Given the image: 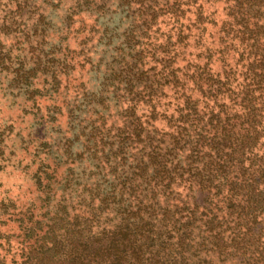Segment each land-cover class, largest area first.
Instances as JSON below:
<instances>
[{
    "label": "trees",
    "instance_id": "16d2710c",
    "mask_svg": "<svg viewBox=\"0 0 264 264\" xmlns=\"http://www.w3.org/2000/svg\"><path fill=\"white\" fill-rule=\"evenodd\" d=\"M53 8L92 18L107 51L45 54L42 75L81 81L71 206L0 264H264V0H0V72L24 59L4 44L14 26L37 17L45 45Z\"/></svg>",
    "mask_w": 264,
    "mask_h": 264
},
{
    "label": "rangeland",
    "instance_id": "374dc122",
    "mask_svg": "<svg viewBox=\"0 0 264 264\" xmlns=\"http://www.w3.org/2000/svg\"><path fill=\"white\" fill-rule=\"evenodd\" d=\"M66 9L53 8L48 12L51 31L44 35L45 45L41 46L35 36L28 38L41 28L37 26V17L29 24L21 18L14 26L18 32L7 37L4 43L7 50L12 51V57L16 54L24 57L8 72H0V259L6 263L11 254L7 255L5 250L19 247L23 239L26 241L23 231L28 224L34 226L40 221L44 226L48 221L55 222L60 206H71V189L64 186L65 179L70 178V167L62 152L71 139L73 91L81 81L71 73L58 80L61 86H57L50 73L42 75L45 54L53 53L49 57L56 68L60 61L59 49L64 52L66 45L70 50H79L80 43L87 41L85 47H93V52L99 54L97 59L104 56L107 48L99 45L100 36L87 35L93 26L89 16L81 14L63 22ZM113 20V26H118V17ZM64 30L69 31L64 33ZM64 40L66 42L60 46ZM34 69L33 87L28 89L26 75ZM41 166H47V174L52 176L46 193L43 178L41 186L37 183ZM81 166L82 170H87L85 164Z\"/></svg>",
    "mask_w": 264,
    "mask_h": 264
}]
</instances>
